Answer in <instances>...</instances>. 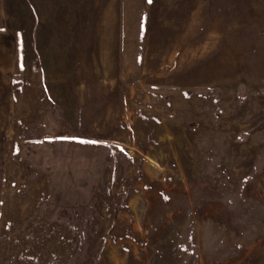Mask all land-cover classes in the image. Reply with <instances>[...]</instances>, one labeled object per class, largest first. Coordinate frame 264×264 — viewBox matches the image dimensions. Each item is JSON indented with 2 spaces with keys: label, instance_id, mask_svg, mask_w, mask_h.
<instances>
[{
  "label": "rangeland",
  "instance_id": "rangeland-1",
  "mask_svg": "<svg viewBox=\"0 0 264 264\" xmlns=\"http://www.w3.org/2000/svg\"><path fill=\"white\" fill-rule=\"evenodd\" d=\"M0 264H264V0H0Z\"/></svg>",
  "mask_w": 264,
  "mask_h": 264
}]
</instances>
